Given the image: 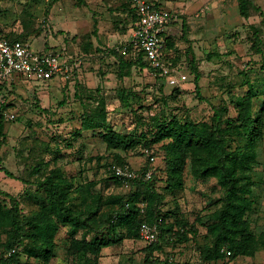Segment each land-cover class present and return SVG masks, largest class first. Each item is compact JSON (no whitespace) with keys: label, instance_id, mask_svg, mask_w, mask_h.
<instances>
[{"label":"rangeland","instance_id":"1","mask_svg":"<svg viewBox=\"0 0 264 264\" xmlns=\"http://www.w3.org/2000/svg\"><path fill=\"white\" fill-rule=\"evenodd\" d=\"M150 1L176 17L169 63L187 80L175 87L152 70H120L118 56L108 53L122 49L131 34L129 0H0V36L23 39L36 52L54 51L63 65L54 80L15 78L4 91L10 106L0 119V167L15 179L0 171V205L18 206L25 224L19 250L48 249L44 258L23 250L9 264H197L216 241L218 231L207 235L204 226L217 221L228 193L211 173H201L204 165L214 163L213 153L200 147L184 150L173 172L161 144L145 143L157 124L207 121L213 107L222 120L235 118L232 100L243 94L245 83L254 88L264 84V0ZM190 59L200 76L197 83L189 73ZM90 118L141 143L113 149L101 135L107 132L104 126L84 128ZM225 138L228 149L243 140L235 132ZM248 149L253 158L235 174L236 189L249 190L243 196L248 207L229 228L243 227L254 252L233 264H264V129ZM152 154L154 161L148 163ZM124 168H148L161 197L137 203L143 207L140 214L151 212L148 222L157 229L158 238L150 245L129 237L119 225L128 186L113 176ZM46 176L64 185L66 204L84 218L74 239H105L113 224L116 242L98 254L77 250L69 238L71 226L57 221L38 187ZM3 222L0 262L8 257L3 244L13 242L7 219ZM37 222L56 225L55 236L46 241L35 236ZM170 226L180 232L172 242L165 238Z\"/></svg>","mask_w":264,"mask_h":264},{"label":"trees","instance_id":"2","mask_svg":"<svg viewBox=\"0 0 264 264\" xmlns=\"http://www.w3.org/2000/svg\"><path fill=\"white\" fill-rule=\"evenodd\" d=\"M150 1V0H148ZM155 8H159V4L150 1ZM129 9L131 14V29L134 27L137 17L135 15L134 9L131 6V0H129ZM168 13V12H167ZM182 32L185 34V23H182ZM174 33L172 29L169 30L168 37H166V46L161 56L163 65L169 66L171 47L174 45ZM8 39V38H6ZM9 41H21L23 39H8ZM127 46L126 44L123 45ZM121 46H119L120 48ZM122 48V47H121ZM121 49L112 48L108 51L111 56H118V65L120 70L129 68H138L139 70H152L159 76V71L151 69L148 62L143 59L141 53H136L132 51L131 48L127 49V55L122 56L120 54ZM192 59L188 63L189 73H193V81L196 83L199 80V74L196 72L195 68L191 66ZM172 69V64H170ZM179 68V67H178ZM177 68V69H178ZM161 77V76H159ZM18 78H21L20 76ZM163 78V77H162ZM164 79V78H163ZM12 83H10L11 85ZM9 85V86H10ZM175 87V86H173ZM197 85L195 90L197 91ZM7 87L5 86V90ZM123 98V97H122ZM260 98L264 99V84L254 88L248 82L244 85V91L242 95H238L232 100L235 108L238 110L235 118L221 119L219 114V108L213 107L212 114L209 116L207 121L194 122H180L175 119L169 121H163L161 124H157L156 131L153 134L151 140L146 144H161V150L164 152L168 158L167 164L171 171L175 172L178 169L179 161L184 150L192 149V147H200L205 150L212 152L214 156V163L206 164L203 166L202 174L211 173L215 176L223 187L226 188L228 193L226 202L224 204L223 210L219 213L217 221L214 224H208L206 227L207 235L212 234L214 230L218 231L217 239L213 243L210 250L207 252L202 259L199 260L197 264L204 262H219L223 261L226 264H233L238 256H251L254 252V248L251 246V235L249 236L244 232L243 227L234 229L232 232L229 228L230 224H237L238 216L244 213L247 209V201L243 197L244 194L248 193L249 190L245 188L244 190H237L235 187L236 177L235 174L237 170L247 168L250 160L253 158V151L248 149V145H253V141L258 134L262 133L264 129V101H259ZM260 103L256 109L255 106ZM8 103L0 105V119L6 114ZM92 121L91 118L87 120L84 124V128H90L93 126H104L106 133H102L103 139L106 141L108 146L113 149L127 150L132 148L134 145H138L140 140H136L133 137H127L122 135L110 127L103 125L100 122H89ZM235 132L237 135L242 137V144L237 145L234 149H228L227 139L225 135L228 133ZM144 135H142V138ZM147 157V162L149 158ZM154 158V154H152ZM6 177L15 179V177L7 171L4 167H0ZM149 171L148 168H144L139 172H135L138 178L135 180H129L123 182L121 179L113 176L114 181L121 186H128L127 194L123 198V207L126 208L124 212L119 213V225L127 228L128 236L138 240V228L141 223L149 224V219L147 215H151L148 211L147 215L145 213L140 214V205L137 203H144L147 201L151 202V199H159V195L154 191V177L148 180L143 178L145 172ZM20 180V179H19ZM23 183V180H20ZM39 189H41L47 196L49 202L53 207V212L57 218V221L62 223H67L71 226V233L69 235L72 239V244L76 245L77 250L85 251L86 253L98 254L103 247H107L109 244L116 242L114 239L115 225H110L112 232L106 234V238H98L99 236H93L87 239L85 236H81L79 239H74L73 235L77 233L84 226V218L71 211L70 207L66 204L64 185L57 181L54 176H46L41 182L38 183ZM240 191V193H239ZM244 191V192H242ZM237 217V219H236ZM116 218V217H115ZM3 219H7L5 225L8 226L9 231L12 232L13 242L11 244L4 243L3 246L7 250L8 257H4L0 264H9L8 262L16 260L19 258L23 250H27L31 255L44 258L48 249L45 245L39 248H34L33 246L19 250L22 246L23 235L25 224L20 219L18 206L15 204L10 208L3 207L0 205V229L4 224ZM240 224V221H239ZM238 224V225H239ZM35 231V236L40 239L47 238L52 239L57 231L56 225L47 223L46 225L37 222L36 225L32 226ZM172 230V231H171ZM167 235L165 238L168 241H174L177 236H180V232L174 227L170 226L167 229ZM228 232H232L228 235ZM209 233V234H208ZM108 235V236H107ZM158 238V234L156 240ZM156 240L154 242H156ZM153 242V243H154ZM45 244V243H44ZM25 247V246H24ZM13 250V253L11 251ZM225 252H229V256H226ZM11 253V254H10ZM9 260V261H8ZM18 264V262L16 261Z\"/></svg>","mask_w":264,"mask_h":264},{"label":"built area","instance_id":"3","mask_svg":"<svg viewBox=\"0 0 264 264\" xmlns=\"http://www.w3.org/2000/svg\"><path fill=\"white\" fill-rule=\"evenodd\" d=\"M137 21L131 29L127 46L120 50L122 56L127 55V49L131 48L135 54L141 53L143 59L149 63L151 69L159 71L170 86H178L187 80L185 74L178 69L168 68L161 60L166 46V37L176 21V17L155 8L148 0H131ZM62 63L56 52H36L30 45L21 41H9L0 36V105L7 103L4 91L15 78H29L37 82H48L58 78L62 74ZM10 119L13 115L9 116ZM154 158L151 156L149 162ZM151 171L144 173L143 178H151ZM114 176L123 182L135 180L138 175L128 169H116ZM157 237L155 225L141 223L138 228V240L146 245L152 244ZM13 253V250L11 251ZM229 256V252H225ZM200 264H226L219 262H204Z\"/></svg>","mask_w":264,"mask_h":264}]
</instances>
